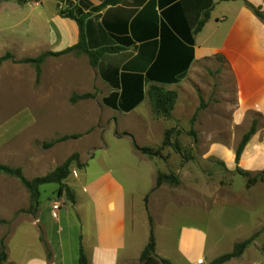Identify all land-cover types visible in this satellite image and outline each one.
Here are the masks:
<instances>
[{"label":"rangeland","instance_id":"374dc122","mask_svg":"<svg viewBox=\"0 0 264 264\" xmlns=\"http://www.w3.org/2000/svg\"><path fill=\"white\" fill-rule=\"evenodd\" d=\"M63 54L53 56L67 64L52 80L63 81L67 89L42 100L32 94L29 76L12 75L5 84L16 94L0 96V146L13 151L7 160L19 164L10 166L20 167L27 180L52 172L76 155L64 179L38 185L37 199L19 178L0 172L3 264H23L43 251L50 256L51 247L64 252L67 264H78L80 227L74 195L80 204L86 203L82 185L105 170H112L126 193H132L128 216L137 226L136 238H147L151 222L158 247L168 252L173 264H189L177 247L180 227L186 225L204 233L199 264H210L240 242L241 253L222 264H264V165L251 171L228 169L219 159L204 155L211 142L239 143L252 126L263 128L262 116L253 111L239 126L232 125L237 94L229 62L216 55L194 64L176 87L178 98L168 115L155 113L146 102L132 114H114L96 98L101 89L91 70L87 67L78 79L77 73L83 72L73 67L71 53ZM15 113L22 117L14 126L7 121ZM169 129L170 144H163ZM51 141V146H44ZM134 144L159 154H144ZM159 173H173L176 180L162 179L155 186ZM56 203L59 209L53 216ZM136 243L131 240L132 247Z\"/></svg>","mask_w":264,"mask_h":264},{"label":"crops","instance_id":"0c3cea01","mask_svg":"<svg viewBox=\"0 0 264 264\" xmlns=\"http://www.w3.org/2000/svg\"><path fill=\"white\" fill-rule=\"evenodd\" d=\"M104 1L0 0V57L10 55L0 62V96L16 94L15 88L5 84V79L12 78V75L29 76L32 94H38L42 100L67 89L66 86L63 88V81L52 80L57 76V70L67 64L65 59L54 61V55L46 56L39 65V73L32 61L25 60L72 47L64 53H71L73 67L83 72L75 77H84L88 67L101 89L96 98L107 111L132 114L145 102L151 105L148 96L151 85L177 91L176 87L182 84L194 64L220 55L229 62L234 73L237 102L232 125L239 126L245 114L253 111L262 116L263 128L256 129L251 135L238 163L235 162L238 142L234 140L211 142L204 155L219 159L228 169L239 167L251 171L262 167L264 21L247 3L264 14V0H120L114 4H104ZM59 8H73L76 17L81 18V26L76 18L59 14ZM206 11L204 24L194 32L197 21ZM188 33L193 38L191 45L183 40V34ZM80 36L84 45L81 48L77 47ZM186 46L192 47V60L182 75L181 69L188 54ZM88 52L96 56L94 65L89 62ZM170 77L177 81L168 82L166 79ZM17 92L20 95V87ZM130 106V110H123ZM21 117V113H15L7 122L15 126ZM32 139L41 140L39 137ZM191 146L195 149V144L191 143ZM99 149H107V145ZM11 156L13 151L0 146V163L19 166L7 160ZM82 190L87 201L80 204L77 194L74 195L76 204L73 209L80 227L79 245L89 264H139L149 231L147 238H136L137 226L128 216L132 193H126L112 170L96 174L82 185ZM178 234L177 247L184 256L181 255L182 258L189 264H199L204 251L201 228L186 225L180 227ZM132 239L137 242L133 247ZM47 244L50 246L49 241ZM55 250L51 247L50 256L43 251L23 264L70 262L62 250ZM155 250L157 256L171 260L168 252L158 247L157 239ZM78 251L79 246L75 257L77 263Z\"/></svg>","mask_w":264,"mask_h":264},{"label":"trees","instance_id":"16d2710c","mask_svg":"<svg viewBox=\"0 0 264 264\" xmlns=\"http://www.w3.org/2000/svg\"><path fill=\"white\" fill-rule=\"evenodd\" d=\"M119 1L120 0H105L104 4H114V3L119 2ZM247 4L251 8L253 13L258 18H260L262 21H264V14L260 10H258L255 6H253L252 4H250V3H247ZM59 14L66 16V17L76 18L78 23H79V26H81V18L76 17L73 8H71V9L70 8H59ZM207 14L208 13L206 11L203 14V17L197 21V23L194 27V30H193L194 32H197L201 29L202 25L204 24V22L207 18ZM183 40H185L189 45L193 44V38H192L191 33H188V35H186V36L183 34ZM77 47H79V48L84 47L82 36H80V41H79ZM186 47H188V52H187L188 54L186 55V58L184 59L183 68L181 69L182 75L184 74V71L186 70L189 62L192 60V47H190V46H186ZM71 49H72V47H68L62 52L44 53V54L39 55L35 59H26L25 61H32L35 64L37 73H39V65L44 60V58L46 56L58 55L60 53L68 52ZM87 54L89 57L90 64L94 65L96 56L91 52H88ZM8 57H10L9 54L3 55L2 57H0V62L2 60H4L5 58H8ZM217 58L222 59L223 57L218 55ZM161 80H165V78H162ZM166 80L168 82H176L177 81V79H175L173 77H170ZM148 96H149V100H150L151 106L153 108V111L155 113L161 112L163 114H167L172 109V107L174 105V102H175L176 97H177V93L175 90H165L162 87L151 85L149 87V90H148ZM124 108L125 109H123V110L128 111L132 107L130 106V107H124ZM255 131H256V128L252 126L247 132H245L242 135V137H241V139H240V141L236 147V150H235V162L236 163H238V161H239V157L242 153L244 146L246 145L249 138L251 137V135ZM169 134H170V129L167 130L165 133V138H164L163 144H170ZM51 145H52V141L44 144V146H47V147L51 146ZM134 146L136 149H138L140 152H142L144 154H149V155H158L159 154L158 151H154L148 147H139L136 144H134ZM75 156L76 155L74 154L71 157H69L68 159H66V161H64L61 165L57 166L52 172H49L46 175L41 176V177H36L30 181L27 180L23 176L22 170L20 167H11L10 165L0 163V172L9 173V174H12V175L16 176L17 178H19V180L21 182H23L28 187V189L30 190L29 192L31 193L32 197L37 199L38 195H39L38 185L41 183H46V182H59L62 179H64L69 173V166L71 164L70 162L75 158ZM237 168H239V167H237ZM242 171H244V170H242ZM169 178L170 179L175 178V180H176L175 174H173V173H171V174L159 173L157 178H156L155 186H158L162 179L164 180V179H169ZM155 246H156V239H155V234H154V228L150 222V228H149V235H148L147 243L145 244L144 248L142 249V251L140 253L139 264H172L170 260L157 256V254L154 252ZM243 246H244V242L236 243L233 247V250L230 253L221 254V255L215 257L214 259L211 260L210 264H222L223 262L229 260L230 258L238 256L241 253ZM5 259H6V254L0 253V264H3ZM78 264H89L85 254L83 252V248L81 245H79V251H78Z\"/></svg>","mask_w":264,"mask_h":264},{"label":"built area","instance_id":"2783aa9c","mask_svg":"<svg viewBox=\"0 0 264 264\" xmlns=\"http://www.w3.org/2000/svg\"><path fill=\"white\" fill-rule=\"evenodd\" d=\"M52 208L54 209V211H53V216H56V211L59 209L58 204H57V203L54 204Z\"/></svg>","mask_w":264,"mask_h":264}]
</instances>
